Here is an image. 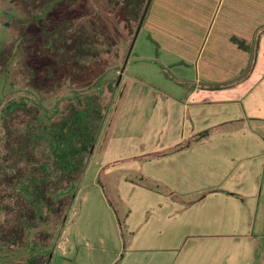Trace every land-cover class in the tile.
Returning <instances> with one entry per match:
<instances>
[{
	"label": "rangeland",
	"instance_id": "1",
	"mask_svg": "<svg viewBox=\"0 0 264 264\" xmlns=\"http://www.w3.org/2000/svg\"><path fill=\"white\" fill-rule=\"evenodd\" d=\"M66 1L0 0V51L7 47L11 50L0 71V108L22 102L28 109L40 110L37 119L45 120L51 115H59L62 99L95 82H98L96 93L102 91L108 97L109 89L113 97L84 173L61 192L66 197V205L61 211L63 221L59 224L63 228H52L48 241L32 240L34 234L31 233L22 242L13 234L9 235L0 249V262L4 260L6 264H19L20 260L27 259L33 260L32 264H63L66 258L72 262L79 260L82 264H90L99 258L111 259L119 245L113 215L122 216L126 205L120 200L119 193L127 191L125 179L129 185L141 182L140 174L132 172L131 168L143 160L137 157L141 151L157 144L158 138L149 125L154 103L165 95L182 99L187 95L185 87L190 88L196 80L206 85L242 65L245 53L236 49L234 39L243 41L239 37L253 34L263 22L256 14L264 11L259 5L261 0H172L173 11L164 17L165 24H159L158 35L153 39L146 31L157 4V0H152L127 62L129 39H123V30L117 23L120 16L115 14L114 20L110 19L113 23L111 54L98 58L93 70L84 75L74 74L47 92L34 85L31 67L25 62L33 52L32 45L26 40V28L34 25L35 30L41 32L55 29L57 39L63 29L59 21L66 17L57 10L61 4L65 7ZM82 1L87 4L88 18L101 8L109 10V6L113 7L105 3L100 6L95 0ZM250 2L255 15L240 19L238 14ZM24 4H27L25 8ZM106 17L101 14V18ZM34 36L33 30L28 39L33 40ZM42 43L39 40L37 45L33 44L37 49ZM50 47V44L45 46L44 52ZM88 51L95 50L89 46ZM33 61L39 67L42 63H49V59L43 60L38 51ZM93 61L90 57L76 59L81 65ZM30 125H24L25 132ZM1 136L0 127V153ZM34 144L30 138L25 143L26 147ZM18 192L27 201L22 191ZM71 198L73 202L70 204ZM104 216L106 230L101 231L100 220L102 218L103 225ZM99 236H102V245ZM57 242L60 243L58 247ZM9 244H20V247L11 248Z\"/></svg>",
	"mask_w": 264,
	"mask_h": 264
},
{
	"label": "crops",
	"instance_id": "2",
	"mask_svg": "<svg viewBox=\"0 0 264 264\" xmlns=\"http://www.w3.org/2000/svg\"><path fill=\"white\" fill-rule=\"evenodd\" d=\"M156 3L146 30L153 39L174 6ZM250 3L240 19L255 15ZM259 5L264 10V0ZM256 17L263 19L256 31L239 37L248 46L242 65L207 86L196 80L182 99L154 103L149 125L157 144L131 168L141 182L125 179L119 193L127 205L124 238L114 214L117 251L90 264H264V11Z\"/></svg>",
	"mask_w": 264,
	"mask_h": 264
},
{
	"label": "trees",
	"instance_id": "3",
	"mask_svg": "<svg viewBox=\"0 0 264 264\" xmlns=\"http://www.w3.org/2000/svg\"><path fill=\"white\" fill-rule=\"evenodd\" d=\"M94 2L100 6L105 3L113 7L109 6V10L101 8L97 14L88 18L87 4L82 0H67L65 7L61 4L57 11L66 17L59 21L63 29L57 39L54 37L55 29L41 32L35 30L34 25H28L26 40L32 45L33 52L25 58V62L31 67L32 82L35 86L47 92L51 91L64 79L74 74L84 75L86 71L93 70L98 58L110 55L111 49L113 50V23L111 24L110 19L114 20L115 14L120 16L117 23L123 30V39H129V48L146 0ZM26 5L24 4L23 8ZM30 5L32 6L31 3ZM32 8L30 11H33ZM101 14H106L107 17L101 18ZM33 30L34 39L29 40ZM39 40L44 43L36 49L34 44L37 45ZM234 42L240 49H248L244 41L234 39ZM48 44L51 47L44 52V47ZM89 46L95 51L89 52ZM36 51L41 54L43 60L49 59V63H42L40 67L38 63L35 65L33 59ZM9 52L11 50L8 47L0 51V71L3 63L8 60ZM86 57L94 61L89 65L76 63V59L85 60ZM38 73L41 75L38 76ZM97 88L98 82H95L89 87L74 90L72 96L59 102V115H51L45 120L37 119L41 114L40 110L28 109L22 102L9 103L0 108L3 143L0 153V249L3 248V243L6 244L9 235L13 234L17 241L22 242L26 235L31 233L34 234L32 240L39 238L48 241L52 236V228L62 227L59 224L63 221L61 211L66 205V197L61 192L77 182L84 173L98 143L106 109L113 97L109 89L108 98L105 92L96 93ZM28 123L31 125L25 132L23 127ZM206 136L207 132H204L196 140ZM29 138L34 140L35 144L26 147L25 143ZM187 145L175 151L182 150ZM19 190L27 201L19 195ZM72 202L73 198L70 204ZM116 215L124 238L126 215ZM10 246L19 248L20 244ZM33 262L27 259L20 260L19 264ZM0 263L6 264L4 260Z\"/></svg>",
	"mask_w": 264,
	"mask_h": 264
},
{
	"label": "water",
	"instance_id": "4",
	"mask_svg": "<svg viewBox=\"0 0 264 264\" xmlns=\"http://www.w3.org/2000/svg\"><path fill=\"white\" fill-rule=\"evenodd\" d=\"M151 2H152V0H147V2H146V5H145V8H144V10H143L142 16H141V18H140L139 24H138V26H137V28H136V31H135V33H134V36H133L132 41H131V43H130V46H129V48H128V52H127V56H126V62H127L128 58H129V56L131 55V52H132V50H133L134 44H135V42H136V39H137V37H138V35H139V33H140V30H141V28H142V25H143V23H144V20H145V18H146V16H147V13H148L149 7H150V5H151Z\"/></svg>",
	"mask_w": 264,
	"mask_h": 264
},
{
	"label": "flooded vegetation",
	"instance_id": "5",
	"mask_svg": "<svg viewBox=\"0 0 264 264\" xmlns=\"http://www.w3.org/2000/svg\"><path fill=\"white\" fill-rule=\"evenodd\" d=\"M143 1H145V0H143ZM146 2H147V0H146Z\"/></svg>",
	"mask_w": 264,
	"mask_h": 264
}]
</instances>
